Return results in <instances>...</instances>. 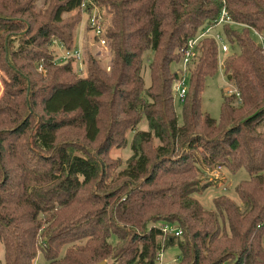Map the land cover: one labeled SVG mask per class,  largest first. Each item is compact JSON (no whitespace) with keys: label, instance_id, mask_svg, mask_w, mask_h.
Returning <instances> with one entry per match:
<instances>
[{"label":"trees","instance_id":"16d2710c","mask_svg":"<svg viewBox=\"0 0 264 264\" xmlns=\"http://www.w3.org/2000/svg\"><path fill=\"white\" fill-rule=\"evenodd\" d=\"M83 1L88 15H110L111 60L106 69L89 52L79 75L78 59L51 47L74 48ZM35 2L0 0L4 264L38 254L41 264H160L172 246L175 264H264V0ZM223 11L229 21L218 22ZM207 26L231 47L221 69L236 88L222 92L217 120L201 97L219 42L199 38L182 67L187 41ZM128 145L122 166L111 150ZM222 169L233 179L246 170L237 201L227 184L216 191ZM208 189L212 208L197 197Z\"/></svg>","mask_w":264,"mask_h":264},{"label":"rangeland","instance_id":"374dc122","mask_svg":"<svg viewBox=\"0 0 264 264\" xmlns=\"http://www.w3.org/2000/svg\"><path fill=\"white\" fill-rule=\"evenodd\" d=\"M45 0H36L35 2V8L37 10L43 8ZM103 25L105 28L109 25L110 15L106 12H103ZM255 38V34L253 35ZM223 41L229 46V50L227 52H222L221 50L218 51V60H219V70L218 72L213 76L207 79V82L204 87V91L202 93L201 97V110L203 112H206L209 114L210 117L214 119H219L220 116V106L222 102V92L226 94H230L231 91H236V88L234 84L227 80V78L223 75L222 69H221V62L225 58V56L229 53H231V47L228 44V42L222 38ZM59 44H53L52 49L54 50L55 54L58 52V54L62 55L65 51L64 48H59ZM74 47L82 50V58L81 60H78L75 63V70H80L81 72H78L79 75H83L86 71V64L85 60L89 54H93L100 62L101 66L108 69L110 65L111 60V53L109 51V48L106 45H101L97 38L94 37L93 32L88 28V13L83 11L81 15V22L79 23L76 31H75V40H74ZM58 47V48H57ZM236 48V47H235ZM237 49V48H236ZM84 60V61H83ZM175 64H172V68H175ZM144 71V77H145V83L148 85L149 75H148V69ZM1 74V72H0ZM3 94V84L0 79V97ZM175 109L178 116V120L181 123L182 122V105L181 102L178 100V97L175 98ZM139 127L141 129H146L147 124L145 121L140 122ZM131 154L130 146L126 147H114L111 150V156L114 158H119L121 160L122 166H124L125 161ZM121 166V167H122ZM211 174V173H210ZM229 173L222 169L219 171V174H217L216 177H218L220 180L217 183V187L220 188V190H216L217 193L223 189L222 187H226L225 184H227V189L223 191L228 197L238 200L237 195L235 193V185L237 181L241 178H244L246 176V170L242 169V171L239 173L238 177L233 179L229 175ZM215 176V175H214ZM216 179V178H214ZM204 181H207L205 179ZM201 199L203 205L206 208H212V199L214 197L213 189L206 190V193L204 195L201 194V196H197ZM179 254V250L177 246H172L167 248L162 254H161V263L160 264H175L177 261V257ZM38 254L37 258L34 262V264H41L43 261L42 255ZM160 262V261H159ZM0 264H4V254H3V247L0 244Z\"/></svg>","mask_w":264,"mask_h":264},{"label":"built area","instance_id":"2783aa9c","mask_svg":"<svg viewBox=\"0 0 264 264\" xmlns=\"http://www.w3.org/2000/svg\"><path fill=\"white\" fill-rule=\"evenodd\" d=\"M81 11H85V1L81 4ZM220 21H229L228 17L226 16V13L223 11L222 15L220 16L218 22ZM88 28L93 32L94 37L97 38L98 42L101 45H106V41L104 38V25H103V16L98 11V9H93L92 12L88 15ZM214 36L215 39L219 42L220 50L222 52L228 51V45L223 41L222 37L219 34H213L212 27L207 26L203 32L199 35V37H196L194 39H189L186 43V46L183 51V58H182V67L185 68L187 64H189L194 58L196 51H195V45L199 38H202L204 36ZM259 44L261 45L264 53V37L261 34L257 35ZM68 57H76L78 60H81L82 58V50L74 47L73 49H66L64 52V55L62 58H68ZM175 92L178 94V96L182 99L184 95L186 94L185 86L183 85V82H178L175 84ZM218 172L214 171L213 175L217 176ZM164 230H173V228H169L168 225L164 226Z\"/></svg>","mask_w":264,"mask_h":264},{"label":"crops","instance_id":"0c3cea01","mask_svg":"<svg viewBox=\"0 0 264 264\" xmlns=\"http://www.w3.org/2000/svg\"><path fill=\"white\" fill-rule=\"evenodd\" d=\"M58 47L59 48H62L60 45H58ZM57 47V48H58ZM65 52V51H64ZM64 55V53L62 54V55H60V54H58V52L56 53V57L58 58V59H62V56Z\"/></svg>","mask_w":264,"mask_h":264}]
</instances>
